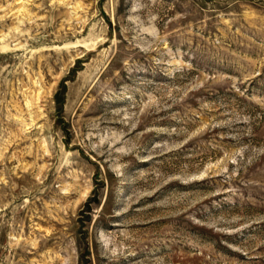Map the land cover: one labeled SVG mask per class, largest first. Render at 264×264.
Listing matches in <instances>:
<instances>
[{"label":"rangeland","instance_id":"obj_1","mask_svg":"<svg viewBox=\"0 0 264 264\" xmlns=\"http://www.w3.org/2000/svg\"><path fill=\"white\" fill-rule=\"evenodd\" d=\"M0 264H264V0H0Z\"/></svg>","mask_w":264,"mask_h":264}]
</instances>
